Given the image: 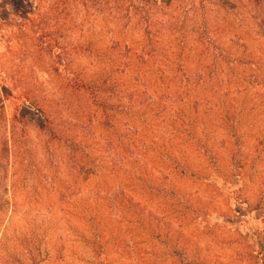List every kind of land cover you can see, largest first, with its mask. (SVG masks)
<instances>
[{"label":"rangeland","instance_id":"1","mask_svg":"<svg viewBox=\"0 0 264 264\" xmlns=\"http://www.w3.org/2000/svg\"><path fill=\"white\" fill-rule=\"evenodd\" d=\"M0 264H264V0H0Z\"/></svg>","mask_w":264,"mask_h":264},{"label":"trees","instance_id":"2","mask_svg":"<svg viewBox=\"0 0 264 264\" xmlns=\"http://www.w3.org/2000/svg\"><path fill=\"white\" fill-rule=\"evenodd\" d=\"M79 87L82 89H87V90H91V88H92L91 85L85 81H80Z\"/></svg>","mask_w":264,"mask_h":264}]
</instances>
